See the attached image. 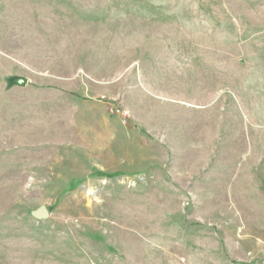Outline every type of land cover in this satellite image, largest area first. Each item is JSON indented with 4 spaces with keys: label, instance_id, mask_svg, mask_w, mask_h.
<instances>
[{
    "label": "rangeland",
    "instance_id": "374dc122",
    "mask_svg": "<svg viewBox=\"0 0 264 264\" xmlns=\"http://www.w3.org/2000/svg\"><path fill=\"white\" fill-rule=\"evenodd\" d=\"M0 264H264V0H0Z\"/></svg>",
    "mask_w": 264,
    "mask_h": 264
},
{
    "label": "water",
    "instance_id": "95a60500",
    "mask_svg": "<svg viewBox=\"0 0 264 264\" xmlns=\"http://www.w3.org/2000/svg\"><path fill=\"white\" fill-rule=\"evenodd\" d=\"M6 82L8 87H13V86L25 87L28 83V80L21 76H11L6 79ZM31 215L35 219L43 220L48 218L49 212L45 206H40L35 211H32Z\"/></svg>",
    "mask_w": 264,
    "mask_h": 264
}]
</instances>
